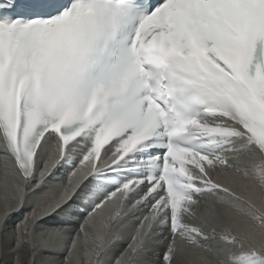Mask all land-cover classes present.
Masks as SVG:
<instances>
[{"label": "snow or ice", "instance_id": "6c2138e0", "mask_svg": "<svg viewBox=\"0 0 264 264\" xmlns=\"http://www.w3.org/2000/svg\"><path fill=\"white\" fill-rule=\"evenodd\" d=\"M78 153L17 243L61 239L37 237L39 219L87 177L150 153L131 169L147 175L93 202L63 264H102L125 237L112 264H134L165 227L164 264H186L177 242L205 264H264V0H0V232ZM118 194L119 210L90 230Z\"/></svg>", "mask_w": 264, "mask_h": 264}, {"label": "bare ground", "instance_id": "6f19581e", "mask_svg": "<svg viewBox=\"0 0 264 264\" xmlns=\"http://www.w3.org/2000/svg\"><path fill=\"white\" fill-rule=\"evenodd\" d=\"M71 143V142H69ZM71 147V145L69 146ZM83 152V149L80 150V153ZM78 153L74 155L69 163L62 162L59 166L55 168L52 175L48 177L45 181V184L41 189L38 190L37 194L30 195L24 207L20 211L11 215L8 219L9 224L20 225L21 221L29 217L30 213L33 211H41L40 199L45 192H47L52 187L64 183L67 181L69 174L79 166L81 160V154ZM144 157L138 153L133 154L126 161H122L120 168L118 170H103L102 173L96 176H89L84 181H82V186L79 191L63 206L54 210L51 214L45 215L43 218L39 219L35 227H38L39 230H46L44 236L47 234L64 230V235L61 239H53L47 242L46 247H41L39 244L33 249L27 243L19 244L17 243L16 233L18 227L13 231L6 224L7 228H3V231L0 232V264H13L14 260L17 257L23 258L25 261L33 255L34 259L32 264H63L64 257L68 254V243L75 236L76 230L79 229L81 223L86 218L87 214L91 211L93 202L97 198H103V196L112 192L117 186L122 183V180L127 179L128 181L139 178L143 176L146 172L145 168H138L136 171L131 169L135 168L137 163ZM89 162H85L87 166ZM2 179V174L0 175ZM233 186H236L238 177H234L229 171L225 177ZM238 194H241L239 188H237ZM88 194L87 202L85 201V194ZM4 198V185L0 186V202ZM143 207V206H141ZM119 210V202L112 203L108 202L102 210H99L98 213H101L102 216L97 219L93 217L92 223L95 221H107L110 215H114ZM143 215V212L133 211L129 213V217H140ZM139 223L137 219L135 221ZM90 225V223H89ZM4 226V227H5ZM90 227V226H89ZM90 230L96 232L99 231L96 227L90 228ZM40 231V232H41ZM37 236V235H36ZM167 236V228L165 227L162 235L154 237L153 241H150L145 249L138 254L135 259L134 264H164V251L167 247V240L164 237ZM39 237V236H38ZM41 237V236H40ZM129 243V238L125 237L122 241L113 245L111 248L105 252L101 259L102 264H112V260L115 256L119 255L120 252L124 251L127 248ZM206 243L215 245L213 241H207ZM176 247L180 250V253L183 255V258L186 261V264H205L206 254L201 253L197 249L190 248L184 243L177 242ZM82 256L86 255L84 253Z\"/></svg>", "mask_w": 264, "mask_h": 264}, {"label": "rangeland", "instance_id": "374dc122", "mask_svg": "<svg viewBox=\"0 0 264 264\" xmlns=\"http://www.w3.org/2000/svg\"><path fill=\"white\" fill-rule=\"evenodd\" d=\"M2 174V179H0V186L2 185H4V183H5V180H4V171H3V167L2 166H0V175ZM4 194H5V192H4ZM117 202H119V201H116L115 203H117ZM118 211V210H117ZM117 211H115V212H117ZM106 222V221H105ZM7 223L9 224V221H7ZM6 223V226L8 225ZM14 224H9L8 226L11 228V230L13 231V228H14V226H16L15 227V229L18 227L17 225H14ZM4 227V228H7V227ZM164 230V229H163ZM163 230H162V232H163ZM41 230H39V228L38 227H35V233H36V235H37V237L39 236H44V234H45V229L43 230L42 229V231L40 232ZM158 231H160V230H158ZM13 232H15L16 233V230H14ZM158 236H160V235H158ZM155 237H157V236H155ZM213 242H215V243H217L216 241H213Z\"/></svg>", "mask_w": 264, "mask_h": 264}]
</instances>
